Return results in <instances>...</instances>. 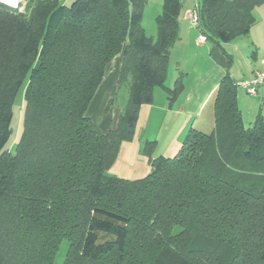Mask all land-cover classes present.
Returning a JSON list of instances; mask_svg holds the SVG:
<instances>
[{"label": "trees", "instance_id": "trees-1", "mask_svg": "<svg viewBox=\"0 0 264 264\" xmlns=\"http://www.w3.org/2000/svg\"><path fill=\"white\" fill-rule=\"evenodd\" d=\"M145 2L27 0L21 11L0 1V264H264V117L244 125L228 73L208 131L190 127L172 157L145 140L143 177L109 172L154 88L170 105L183 88L181 75L165 85L181 0H163L155 38L142 26ZM262 3L197 0L196 27L222 48L248 35ZM119 53L117 89L128 95L104 132L87 109Z\"/></svg>", "mask_w": 264, "mask_h": 264}, {"label": "crops", "instance_id": "crops-1", "mask_svg": "<svg viewBox=\"0 0 264 264\" xmlns=\"http://www.w3.org/2000/svg\"><path fill=\"white\" fill-rule=\"evenodd\" d=\"M65 1L66 0H61L62 3H65ZM182 2L183 0L181 3ZM188 10L189 8H186L182 19H179V38L170 49L169 63L172 57L176 59L177 65H180L181 61H186L189 58H195L196 60V58L198 59L200 50H202L207 58L204 59V61L208 63V65L205 66L203 70L193 69L195 71L194 80L189 78V71L187 68L183 70L185 73L187 72L186 75L183 76L181 71H178L176 75V67H171L172 71L170 75L168 74L170 82H174L178 75H182L183 88L181 93L170 105L167 95L160 89L155 90L156 87L154 88L153 102L151 104H143L140 107L132 140L121 144L117 157L109 169V172L116 176L136 179L145 176L149 172L150 166L148 160L146 156L140 153L141 145L145 140L156 141L155 150L157 151L154 150V156L162 155L165 157H172L181 147L182 140L190 127H196L198 123L208 128L212 125V98L220 79L225 73H228L226 70L228 54L217 45H206V39L204 41L198 39L201 35L200 31L196 25L190 23L187 19L186 13ZM254 15L256 17V22L250 29L248 36L251 39V45L259 49L260 45H264V3L254 9ZM117 64L116 61L111 71L107 69L104 72L102 81L87 109L93 111L92 108L97 107L96 111L100 112L99 119L102 126L100 124L98 125L93 114L88 116L98 127L100 126V130L104 132L114 127L118 115L122 111L120 107L118 109L113 108V110L111 109L113 106H108V101L114 99L113 97L117 89L119 69V64ZM262 64H264V61ZM257 69L258 68L248 71L247 75L245 74L242 76L245 78L232 79L235 81L250 79ZM167 73H169V70ZM256 96H261L262 99H264V82L258 87ZM245 100L248 101V103L245 102L244 104ZM251 100L244 95L238 96L237 105L241 111L242 117L244 105H249L246 108L248 119H252L258 112H261L260 109L257 110L256 103L254 102L253 104L254 99ZM208 109L211 110V118L204 119ZM108 116H110V122L106 121ZM157 123L161 128L162 125L165 126L166 124H170V126H166L167 128L169 127L170 130L161 135L157 132L153 134L154 127L155 125L157 127ZM162 137L164 138L163 144L160 145Z\"/></svg>", "mask_w": 264, "mask_h": 264}, {"label": "rangeland", "instance_id": "rangeland-1", "mask_svg": "<svg viewBox=\"0 0 264 264\" xmlns=\"http://www.w3.org/2000/svg\"><path fill=\"white\" fill-rule=\"evenodd\" d=\"M73 1L74 0H66L65 4L67 6H70L73 3ZM196 1L197 0H183L181 11H180V16H179L180 20L182 19V16H183L186 8H189V10H191L193 8L194 4L196 3ZM26 2H27V0H19L18 6H13V7H16L17 9L23 11V6ZM162 2H163V0H146V2H145L143 13H142V26L144 28L145 34L148 37H151V38L156 37L157 26H156V22H155V17L161 11ZM7 5H9V4H7ZM248 37H249L248 35L247 36H241L240 38H237L231 42L221 43V45H222L221 49H223L229 56L228 60H227L226 70L228 72V75L231 78H234V79L245 78L242 76H244L245 74L247 75L248 71H250V70H256V68H258L260 70H264V64H262L264 61V45H260L259 49H257L256 46L251 45V39H250V37L249 38ZM205 42H206L205 43L206 45H215L214 42H212L210 40H207ZM201 52H202V50H200V52H199L198 59L196 58V60H195V58H189L186 61H181L180 65H177L176 59L174 57H172L169 65H168L169 73H167L165 85L169 86V87H172V85H173V82H170V80H169V75H170V72L172 71L171 67H173V68L176 67V70H175V71H177V72H175L176 75H177L178 71H181L183 73V76H185L187 73V72L185 73V71H183V70L187 68L189 71V78L191 80H194L195 71L193 69L203 70L205 68V66L208 65V63H206L204 61V59H207L206 55H204L203 52L202 53ZM120 55H121L120 53L116 54L106 64L105 71L107 69H110V71H111L112 66L114 65V63L116 61L118 64L120 63ZM261 61H262V63H261ZM177 67L180 69H178ZM223 71H224V69H223ZM156 89L157 90L160 89L161 91H163V93H165V95H167L166 89L164 87L158 86L155 88V90ZM127 95H128V88L127 87L122 86L121 88L116 89L114 97H113L114 99H113L112 103L109 104V107L113 106L111 109H113V108L118 109L119 107H120V109L121 108L123 109L125 102H126V99H127ZM239 95H241V96L244 95V96L250 98V100L254 99L253 104H254V102L256 103L257 110L260 109L261 113L264 117V99H262L261 96H258V97L256 95L251 96V95L247 94L244 89L237 87V98ZM245 102L248 103V101L245 100L244 104H245ZM240 106H241V104H240ZM248 106L249 105H246V106L244 105V109H243L242 119H243V123L245 126H249L255 118V117H253L252 119H248V116L246 113V108ZM23 107H24L23 93L21 91H19L18 94L16 95V98H15V101L13 104V109H12V119H11L12 133H11V136H10L8 142L6 143V145L4 147L5 149L9 150L10 152L14 151L15 144L18 141L20 134H21V131H22ZM96 108H92L93 111L87 110V114L88 115L93 114L95 120L98 122V125H99L100 124V119H99L100 112L96 111ZM210 111H211L210 109H208L206 111L204 119L205 118L206 119L211 118ZM112 118H113V115H112ZM106 121L110 122V116H108ZM167 125L170 126V124H166L165 126L162 125V128H161V127H159V125L157 123V127H156V125L154 127L153 134H155L157 132V133H160V135H161L164 132H168L170 129H169V127L168 128L166 127ZM98 128L100 129L101 127L99 126ZM196 128H199L203 131L209 130L208 127H205V125H202L200 123H198ZM163 139L164 138L162 137L160 140L161 141L160 145L163 144ZM155 151H157V150H155ZM63 251H64V248L61 249L60 255L57 258V262H59V263H61Z\"/></svg>", "mask_w": 264, "mask_h": 264}, {"label": "built area", "instance_id": "built-area-1", "mask_svg": "<svg viewBox=\"0 0 264 264\" xmlns=\"http://www.w3.org/2000/svg\"><path fill=\"white\" fill-rule=\"evenodd\" d=\"M186 17L190 21V23L196 25L198 19L196 8H192L191 10H188L186 13ZM198 39L200 41H204L205 37L200 35ZM263 82H264V70H257L254 72L253 76L250 79L236 80L235 85L236 87L244 89L247 94L251 96H255L257 94L258 86Z\"/></svg>", "mask_w": 264, "mask_h": 264}, {"label": "bare ground", "instance_id": "bare-ground-1", "mask_svg": "<svg viewBox=\"0 0 264 264\" xmlns=\"http://www.w3.org/2000/svg\"><path fill=\"white\" fill-rule=\"evenodd\" d=\"M12 6H18L19 0H0Z\"/></svg>", "mask_w": 264, "mask_h": 264}]
</instances>
